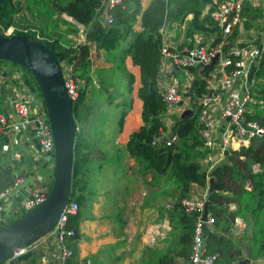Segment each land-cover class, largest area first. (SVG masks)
Masks as SVG:
<instances>
[{"label": "trees", "instance_id": "trees-1", "mask_svg": "<svg viewBox=\"0 0 264 264\" xmlns=\"http://www.w3.org/2000/svg\"><path fill=\"white\" fill-rule=\"evenodd\" d=\"M54 1H56V7L53 8L52 5L50 7L45 6L47 8L41 16L52 10V13H55L53 19L56 21L59 20L58 12L71 17L85 29L83 42L67 45L60 40V35H50L44 29L50 24V17L49 21L45 20L40 21L38 25L34 24L36 28L33 30H28L25 33L14 30L11 34H23L31 39H35L34 35L37 34L39 38L36 40L50 48L59 62L63 61L70 65L68 73L71 78L82 81L81 85L78 84L76 99L71 102L74 120H83V118L92 114L94 108L92 103L96 100L90 99L89 94L99 95L106 92L107 89L104 86L105 78H107L103 74L105 68L92 69L88 67L89 60L87 56L90 47L93 46L97 51L105 52L104 61L112 63L109 68H106L108 71L113 68H120L116 76L118 79L114 78L112 83L116 96H118V91L122 93L119 105L127 104L125 99L127 95L124 93L130 92L132 88L133 76L126 73L122 66L124 56H129L132 64L138 67L139 85L136 89V96L141 101V124L127 137L125 149L128 155L143 162L145 171L164 175L176 183L179 199L187 198L191 184L206 189L208 177H213V191L207 198V212L212 217L213 223L210 230L204 228L205 253L216 254L214 262L230 263L238 260L241 261L240 264H264V134L260 138H250L245 146L241 145L236 149H231L230 155L225 157V159L229 157L230 161L242 157V169H238L234 165L235 160H232L230 164L226 160L220 161L208 170L202 168L199 160L205 156V151L200 148V141L197 137L196 111L193 109L189 114L176 117L172 121L171 130L178 138L175 143L167 147H154L149 143L152 135L156 134L161 127L158 115L164 107L155 83L161 45L156 29L164 17L182 21L181 19L185 14L195 12L198 9L200 0H150L143 9L140 7V0H121L119 4L107 10L111 21L106 26H102L98 20L96 8L99 5V0H53L52 3ZM42 2L43 0H22L20 4L17 0H0V34H2L3 29L11 25L12 12L21 8L23 4L25 5L24 9L29 11V6H38ZM31 16L32 11H30V18L33 19ZM137 20L139 30L132 32L134 22ZM62 22L65 23L66 21L62 20ZM245 22H241L242 29L248 26V22ZM67 23L72 27V30L67 32L75 35L76 25L70 22ZM214 29L215 25L208 16L199 17L197 14L189 20L184 32L190 37L195 31L207 33L212 32ZM238 31V28L235 27L230 39L236 38ZM128 35H131V38L125 43V47L119 50L117 45ZM113 55L116 56L114 57L115 62L111 61ZM0 62L5 63V66L11 64L13 69L11 68L10 72L13 70L25 74V71L11 62ZM209 68H204L202 73H206ZM5 69L8 70V68ZM251 76L254 81L256 80L255 84L251 85L252 93L256 94V97H261V103H264V51L260 53L258 63ZM92 78L98 82L99 89H95ZM111 80L109 78V82ZM118 87H120L119 90ZM204 91H206L205 81L201 77L197 78L192 85L193 96H198ZM1 93H4L3 89H1ZM107 101L109 102L111 99L107 97ZM124 111L119 117L118 128L121 127ZM245 116L247 119L255 120L264 128V110L263 112L246 113ZM193 150L194 153H192ZM91 152V144L82 137L76 126L72 149L69 201L79 203L80 199H83V191L86 187L88 175L87 163L90 160ZM253 164H256L259 170L252 172L251 165ZM240 170L244 171V174ZM16 174L13 172L12 166L0 164V192L12 186ZM227 178L232 183L235 182L236 178L240 180L247 178L250 187L244 189L242 183H240L233 191L226 184ZM81 190L83 193H80ZM236 191L238 192L236 193ZM243 194L248 195L251 201V208L249 203H245V213H248L252 218V222L248 221V225L252 226L251 229L257 224L259 218L263 220L262 227L258 229L260 236L253 235L254 239H250L249 245L251 242L254 248L252 251L247 252L245 256L241 254L239 248L233 245L231 236L220 234L217 231V229L223 228L224 223L227 225L229 219L232 220L234 216L241 215L239 198ZM229 201L236 204V209H227L226 203ZM165 211L169 219L170 229L174 230V233L171 232L170 237L166 238L164 248L150 257L149 264H178L176 259L181 260L180 264H188L194 214L184 212L177 200L171 208ZM245 213L242 216H245ZM220 217H226L223 221H227H222L220 224ZM73 219L74 216H69L65 227L72 228L75 231ZM257 258H260L263 263L256 262ZM75 263L73 253L64 261V264Z\"/></svg>", "mask_w": 264, "mask_h": 264}, {"label": "built area", "instance_id": "built-area-1", "mask_svg": "<svg viewBox=\"0 0 264 264\" xmlns=\"http://www.w3.org/2000/svg\"><path fill=\"white\" fill-rule=\"evenodd\" d=\"M120 2L121 0H99L96 12L102 26L108 25L111 21L107 10ZM244 3L245 0H209L201 15L208 16L214 23L215 29L207 33L198 32L193 37L190 47L168 49L166 40L169 22L166 17L156 29L162 44L155 83L164 107L158 115L161 127L156 134L152 135L149 143L154 147H167L175 143L178 138L171 130L172 121L184 110L193 109L196 111L197 137L201 148L205 150L203 160L209 163L206 170L225 155L230 154V149L247 145L250 138H260L264 134V128L261 125L245 116L246 113L252 112L248 105L253 101L249 95L250 80H252L250 72L257 65L260 53L264 51V45L260 48L254 43L241 42L236 38L230 39L234 28L237 27L239 30L241 26ZM34 38L38 39L39 36L35 34ZM213 58L212 65H209ZM208 65L209 70L200 76L205 81L206 91L193 96L192 78L186 70L192 66L201 69ZM59 67L65 92L73 101L78 95V84L81 85V83L71 78L68 73L69 64L61 61ZM9 80V87L1 88L4 91L3 95L7 94L5 104L9 110V117L0 112V131L5 134L14 128L31 131L37 144L35 157L41 162L39 168L43 166L47 173L42 178L34 175L26 194L12 210L5 213L0 209V224L9 222L40 203L52 179V142L45 110L39 92L37 93L38 89L36 90L37 87L32 79L20 71L12 70ZM0 81H4L1 76ZM92 83L97 86L96 82L92 81ZM221 124H223V131L218 138L217 131ZM211 151H214L216 155H212ZM18 158V152L11 154V159ZM23 181V176L16 177L12 186L0 192V199H3V196L17 183ZM203 203V196L180 199L183 211L194 214L188 264H237L236 261L214 262L216 254L205 253L204 228L211 226L213 219L208 212L205 220L201 219ZM77 211L78 204L75 201H68L49 232L55 238L57 253L53 255L54 264H64L65 259L72 254L67 247V242L72 240L75 231L72 228H66L65 225L68 217L75 215ZM25 248L27 247L16 249L6 261H13ZM87 263V261L84 262V264ZM75 264H83V262L78 261Z\"/></svg>", "mask_w": 264, "mask_h": 264}, {"label": "crops", "instance_id": "crops-1", "mask_svg": "<svg viewBox=\"0 0 264 264\" xmlns=\"http://www.w3.org/2000/svg\"><path fill=\"white\" fill-rule=\"evenodd\" d=\"M149 1L140 0L141 9ZM208 2L209 0H200L198 9L195 12L185 14L181 19L182 21L166 17L169 22L166 41L177 47L186 46L189 43L184 32L187 23L197 14L202 17L201 13L205 10ZM243 15L242 22L247 21L248 23H245L248 26L244 29L239 26L236 39L245 43L257 44L262 48L264 45V0H245ZM64 19L66 22H72L67 18ZM138 30L137 20L132 27V32ZM176 30H179L177 34H175ZM196 35L197 33L194 34V36ZM130 38L131 35H128L121 40L117 45L118 49L122 50ZM92 53V69H106L111 66V62L103 59L105 52L93 50ZM114 57L116 56L113 55L111 58L112 62L116 61ZM122 66L126 73L133 76V82L131 91L124 93L127 95L125 97L127 104L123 107L128 106V109L124 111L121 127L117 128L114 136L105 137L102 142L94 136H92V140L96 144L91 139L87 141L93 143L96 148H98L97 144L109 146L114 154L112 158H106V160H104L103 154L96 158L90 157L87 165L89 175V165L94 163L93 171L94 178H96L94 187H89L86 192L83 191V199H80L78 211L73 215L75 235L72 240L67 242V247L73 253L76 262L88 260L89 264H149L150 257L154 256L157 251L159 253L166 244V238L170 237L171 232L174 233V230L170 229L165 210L171 208L175 200L180 204L176 183L164 175L145 171L144 163L129 156L125 149L128 135L141 124V101L136 96V89L139 85L138 67L132 64L130 57L126 55L122 60ZM11 68V64L5 66V63L0 62V76L4 78V81H0V112L6 117H9V110L5 104L7 94L3 95L1 88L9 87ZM114 70L115 68L112 69V71ZM198 71L197 66H192L188 68L187 73L194 80ZM252 72H250L251 75ZM251 75L250 77H252ZM250 81L252 85L255 84L256 80ZM110 87L111 91H114L113 84ZM117 93L120 102L122 93L120 91ZM10 118L13 120L12 116ZM222 131L223 124L218 128V138L221 137ZM36 148V141L29 130L22 131L14 128L7 134L0 131V164L12 166L15 174L24 177L22 183H17L3 196V199H0V209L5 213L9 212L10 209L12 210L24 197L28 186L32 184L34 175L42 178L47 173L43 166L39 168L41 162L35 157ZM99 150L102 151L101 147ZM13 152L19 153L18 159H11ZM225 157L218 162L226 160L230 164L232 160H235L230 161L229 157L226 159ZM91 160L93 161L91 162ZM235 161L242 162L243 160L242 157H238ZM257 170L259 168L256 164L251 165L252 172ZM241 173L244 174V171ZM17 174L16 177L19 176ZM108 175L112 177L110 182ZM246 182H248L247 178L243 180L236 178L234 183L236 186L243 183L242 188H245ZM83 192L81 190L80 193ZM205 192L206 189L191 184L187 198H201ZM233 206L235 208V203L232 201L226 203L228 210H234ZM222 217L219 220L220 224L226 219V217ZM248 221L252 222L251 216L248 213L242 216L241 213V215L234 216L232 220L229 219L227 225L224 223L223 228L217 229V231L220 234L231 236L233 245L239 248L242 243L248 241L247 228L252 227L248 225ZM206 228L210 230L212 225ZM252 237L254 239L253 235ZM55 247V238L53 234L49 233L25 248L22 254L13 261H4L2 264H54L53 255L55 256L57 253ZM176 262L180 264L181 260L176 259ZM238 262L237 264H240ZM256 262L263 263L260 258H257Z\"/></svg>", "mask_w": 264, "mask_h": 264}, {"label": "water", "instance_id": "water-1", "mask_svg": "<svg viewBox=\"0 0 264 264\" xmlns=\"http://www.w3.org/2000/svg\"><path fill=\"white\" fill-rule=\"evenodd\" d=\"M60 13V12H59ZM211 60L210 65L213 63ZM0 61L15 64L35 83L46 115L52 142V179L44 199L9 222L0 224V263L18 248L28 247L51 232L70 197L72 149L75 121L59 62L50 48L23 34H0ZM202 70L198 71V76ZM186 109L181 114H189ZM213 191V177H208L201 219L207 214L208 195ZM241 263V262H240Z\"/></svg>", "mask_w": 264, "mask_h": 264}, {"label": "rangeland", "instance_id": "rangeland-1", "mask_svg": "<svg viewBox=\"0 0 264 264\" xmlns=\"http://www.w3.org/2000/svg\"><path fill=\"white\" fill-rule=\"evenodd\" d=\"M17 1H19L20 4L22 3V0H17ZM52 1L53 0H43V2L40 3L38 6L31 5V6H29L30 7L29 11L24 9L25 5L23 4L21 6V8H19L15 12L11 13V25L6 27L5 29H3L1 33H4L6 35L7 34L11 35V33L14 30L22 31V32H24L26 30L27 31L33 30L36 28V26H34V24L38 25V23L40 21H42V22L45 20L49 21V17H50V19H51L49 21L50 24L44 28L45 31H47L50 35L51 34H53V36H54V34L60 35L61 36L60 40L64 44H67V45L68 44L72 45L74 43L83 42L85 29L81 25L76 23L71 17L66 16L64 13L61 14L58 12L57 14H58L59 20L57 19V21H56L53 19L55 17V13H52V10H49V13L41 16L42 12L47 8L45 6L50 7V5H52L53 8L56 7V1H54L53 3H52ZM30 11H32L31 17L33 19L30 18ZM35 17H37V18H35ZM64 18H67L68 20L72 21L70 23L76 25L77 31H76L75 35L67 32L68 30H72V27L67 23L69 21H67L65 23L62 22V20H65ZM136 19H137V17H136ZM178 32H179V30H176L175 34H177ZM198 32H200V31H195L193 33H198ZM93 50H96V49L93 46H91L90 50H89V54L87 56V58L89 60V65H88L89 68L91 66L90 64L92 63V58H93L92 52H93ZM119 69L120 68H115L114 71H112V70L108 71L107 69H105L103 71V74L105 76H107V78H105V82H104V86L107 88L106 92H102L99 95H97L95 93L89 94L88 97H90V99L96 100L94 103H92L94 106V108L92 110V114H90L86 118H83V120H78V119H77V121L74 120L75 124L77 126V131L82 134V137L86 141H90V139L92 140V136L96 137V139L100 140V142H102V140H104L105 137L114 136L115 132L117 131V128H118V120H119V117H120L122 111L128 109V106L123 107V105H122V107H121L119 105V102H118L119 98H118V96H116V92L111 91V89H110L111 88L110 85H112L114 78L118 79V77H116V76H117V71ZM25 75L29 76V74H27L26 72H25ZM109 78L112 79L110 82H109ZM80 83H82V81H80ZM258 83H261V82H258ZM36 90H37V88H36ZM37 93H38V90H37ZM249 95H250V98L253 100L252 103H248V105L251 107V111L252 112H263L264 103H261V99H260L261 97L260 98L256 97L255 96L256 94L252 93L251 87L249 90ZM107 97H109L111 99V101L108 102ZM261 107H263V108H261ZM122 119H123V117H122ZM92 142L95 143L93 140H92ZM93 143H90L91 149H92V152L90 155L91 158L99 157L101 154H103L104 160H106V158L108 159V158L113 157L114 151L111 150V147L102 146L100 144H97L98 148H96V147H94ZM99 147H101L102 151L99 150ZM194 149H196V148H194ZM230 151H231V149H230ZM192 153H194V150ZM211 154L216 155V153L214 151H211ZM92 161L93 160H91V162ZM201 162H202V167L204 169L206 162L204 160H202ZM230 163H232V162H230ZM88 164H89V162L87 163V165ZM93 165H94V163L89 165V175H87L88 181L86 182L85 192H86V190H89V187H94L93 184H94L96 178H94L95 174L93 171L94 170ZM234 165L238 169H242V167H243V163L240 161H236L234 163ZM111 179H112V177L110 175H108V181L109 182L111 181ZM226 184L233 191L237 188L236 184L232 183L229 180V178L226 179ZM245 184H246V186H245V188L244 187L243 188L249 189L250 182L248 181ZM237 192L238 191H236V193ZM246 202L250 204L249 206L251 208V201H250L248 195L243 194L239 198V204H241V213L242 214L245 213V203ZM78 207H79V203H78ZM233 208H234V206H233ZM234 209H236V204H235ZM262 221L263 220L261 218H259L257 224H255V226L252 229L250 226L247 228L246 235L249 236L248 241L242 243V245L239 247L242 255L245 256V254L247 252L253 250L254 247H253L251 242L249 245V241H250V239L253 238L252 235H256L257 237L260 236L258 229H259V227H262V224H263ZM246 240H247V238H246Z\"/></svg>", "mask_w": 264, "mask_h": 264}, {"label": "clouds", "instance_id": "clouds-1", "mask_svg": "<svg viewBox=\"0 0 264 264\" xmlns=\"http://www.w3.org/2000/svg\"><path fill=\"white\" fill-rule=\"evenodd\" d=\"M202 16H203V15H202ZM81 26H82V25H81ZM82 27H83V26H82ZM200 32H203V31H200ZM194 34H195V33L191 34L190 37H188V36L186 37V40L189 41V43H187L186 46H180V47H177V46H174V45H172V44H170V43H168V42L166 41V44H167V46H168V49L173 50V48H174V49H179V48H183V47H190V46H191V43H192V40H193V37H194ZM158 35H159V34H158ZM159 37H160V35H159ZM160 41H161V44H162V40H161V39H160ZM182 43H183V42H182ZM184 43H185V41H184ZM159 51H160V48H159ZM58 62H59V61H58ZM90 65H91V64H90ZM158 65H159V61H158ZM209 65H210V63H209ZM209 65H208V66H205V67H203V68H201V69L199 68V70H202V71H203L204 68L210 67ZM211 65H212V64H211ZM90 68H91V66H90ZM187 70H188V69H187ZM187 70H186V72H187ZM157 71H158V69H157ZM200 76H201V75H200ZM200 76L197 75L196 78H195L194 80H192V83H194V82L196 81L197 78H200ZM29 77H30V75H29ZM30 78H31V77H30ZM155 78H156V77H155ZM31 79H32V78H31ZM62 79H63V78H62ZM91 80L97 83V86H94L95 89H96V90L99 89V84H98V82H97L94 78H92ZM32 81H33V80H32ZM155 82H156V81H155ZM34 84H35V83H34ZM92 84H93V83H92ZM71 102H72V101H71ZM118 102H119V101H118ZM120 106L122 107V105H120ZM178 117H180V115H179ZM75 127H76V126H75ZM75 130H76V129H75ZM198 140H199V139H198ZM247 144H248V143H247ZM244 146H245V145H244ZM200 148H201V143H200ZM201 149H202V148H201ZM202 150H203V149H202ZM204 151H205V150H204ZM228 155H229V154H228ZM225 156H227V155H225ZM202 160H203V158L200 159V162H201ZM216 163H218V161L215 162L214 164H216ZM201 164H202V162H201ZM214 164H212V166H213ZM208 165H209V163H208V164L206 163V165H205V169L207 168ZM77 204H78V203H77ZM16 218H17V217H16ZM14 219H15V218H14ZM6 260H7V259H6ZM6 260H5V261H6ZM86 261L88 262V260L81 261V262L84 263V262H86ZM237 261H238V260H236V262H237ZM239 262H241V261H239ZM239 262H238V263H239ZM2 263H3V262H2ZM2 263H0V264H2Z\"/></svg>", "mask_w": 264, "mask_h": 264}]
</instances>
